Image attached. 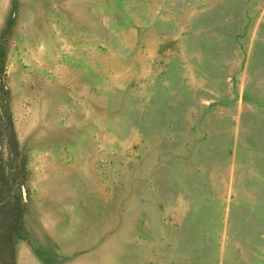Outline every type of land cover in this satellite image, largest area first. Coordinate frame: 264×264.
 <instances>
[{"label": "rangeland", "instance_id": "374dc122", "mask_svg": "<svg viewBox=\"0 0 264 264\" xmlns=\"http://www.w3.org/2000/svg\"><path fill=\"white\" fill-rule=\"evenodd\" d=\"M0 264H264V0H0Z\"/></svg>", "mask_w": 264, "mask_h": 264}]
</instances>
